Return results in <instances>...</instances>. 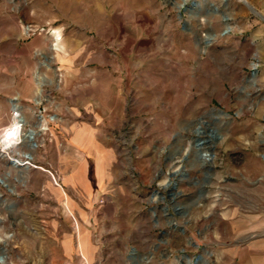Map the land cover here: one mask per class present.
Masks as SVG:
<instances>
[{"label":"rangeland","instance_id":"rangeland-1","mask_svg":"<svg viewBox=\"0 0 264 264\" xmlns=\"http://www.w3.org/2000/svg\"><path fill=\"white\" fill-rule=\"evenodd\" d=\"M260 240L264 0H0V264H242Z\"/></svg>","mask_w":264,"mask_h":264},{"label":"crops","instance_id":"crops-1","mask_svg":"<svg viewBox=\"0 0 264 264\" xmlns=\"http://www.w3.org/2000/svg\"><path fill=\"white\" fill-rule=\"evenodd\" d=\"M78 103L76 102H71V103H58L57 106H55V110L53 112L59 114V115H73V117H75L78 114H81L82 110L80 109V107H77ZM84 107V106H83ZM50 110L51 106H45L44 105V109ZM85 110H89V106H87V109ZM64 124H69L70 129H76L78 128L77 126V122L72 120V119H66L64 122ZM73 144L76 147L82 148L83 145H85L83 142L79 141L78 138H76L73 141ZM236 250V249H235ZM254 251H257V259H258V264H264V240H260L257 242H252L249 245H247L246 247H244L243 249H239L237 251V257L239 258V260H241L242 264H253L254 259L252 253ZM236 252V251H234Z\"/></svg>","mask_w":264,"mask_h":264},{"label":"bare ground","instance_id":"bare-ground-1","mask_svg":"<svg viewBox=\"0 0 264 264\" xmlns=\"http://www.w3.org/2000/svg\"><path fill=\"white\" fill-rule=\"evenodd\" d=\"M19 110V108L16 106V104H13V111ZM19 115V116H18ZM17 116H15L12 120V124L8 128V131L10 132L9 136L11 135L14 139V141L17 142H30L32 147H35L34 144H32V140L34 136L36 135V131L29 129L25 130V125L27 123L25 117L19 112ZM42 130H45V128H41ZM206 159L208 160L209 154L206 151ZM24 157L29 158L30 155H24Z\"/></svg>","mask_w":264,"mask_h":264},{"label":"built area","instance_id":"built-area-1","mask_svg":"<svg viewBox=\"0 0 264 264\" xmlns=\"http://www.w3.org/2000/svg\"><path fill=\"white\" fill-rule=\"evenodd\" d=\"M19 114V110H15L14 111V113H13V118L15 117V116H17ZM19 116V115H18ZM9 136H7V138H8ZM26 159H27V161L26 162H30V161H28V158L26 157Z\"/></svg>","mask_w":264,"mask_h":264},{"label":"water","instance_id":"water-1","mask_svg":"<svg viewBox=\"0 0 264 264\" xmlns=\"http://www.w3.org/2000/svg\"><path fill=\"white\" fill-rule=\"evenodd\" d=\"M201 144H202V142H199V143H197V146H199ZM201 156L205 158L206 157V154L202 153Z\"/></svg>","mask_w":264,"mask_h":264}]
</instances>
